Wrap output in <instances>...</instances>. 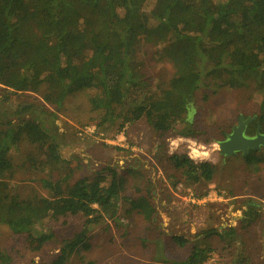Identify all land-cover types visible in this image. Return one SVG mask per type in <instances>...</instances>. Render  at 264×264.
<instances>
[{
	"label": "trees",
	"instance_id": "trees-1",
	"mask_svg": "<svg viewBox=\"0 0 264 264\" xmlns=\"http://www.w3.org/2000/svg\"><path fill=\"white\" fill-rule=\"evenodd\" d=\"M146 2L0 0V86L13 93L35 94L45 88L43 101L57 109L75 93L98 88L88 98L91 109L102 113L98 126L123 128L144 119L160 136L194 138L190 104L200 89L206 101L224 89L264 83V0H156L150 10ZM143 44L159 48L174 70L168 86L158 94L151 91L142 71ZM109 51L118 53L111 62ZM256 119L264 134V96ZM181 123L183 129L178 131ZM10 125L4 129L0 124V224L13 235L35 242L39 251L55 238L44 226L47 221L80 215L85 219L84 233L93 224L118 221L125 172L105 167L66 184L69 176L54 178L65 170V161L43 122L28 119ZM256 125L247 133H255ZM23 135L37 144L41 160L34 164L44 175L40 184L50 198L22 197L8 181L13 170L11 151ZM254 153L241 158L256 174L264 168V149L258 157ZM167 160L186 186L213 180L215 166L209 162L195 163L186 155H171ZM130 204L146 223L152 222L156 211L149 191ZM259 219L258 205L249 201L241 226L247 228ZM233 233L231 228L229 235ZM203 234L223 242L229 237L215 229ZM173 242L179 249L189 244L179 237ZM191 246L186 259L175 264H207L212 249ZM89 248L85 237L64 240L57 254L38 264H69L75 253ZM0 261L5 262L3 255Z\"/></svg>",
	"mask_w": 264,
	"mask_h": 264
},
{
	"label": "rangeland",
	"instance_id": "rangeland-1",
	"mask_svg": "<svg viewBox=\"0 0 264 264\" xmlns=\"http://www.w3.org/2000/svg\"><path fill=\"white\" fill-rule=\"evenodd\" d=\"M155 2L147 0V10ZM106 55L110 62L118 57L116 51ZM140 58L151 91L158 94L174 76L172 65L151 44L142 45ZM98 90H81L57 109L43 101L45 88L35 94L13 93L0 86L1 128L15 126L20 120L37 119L59 144L65 170L55 174V179L67 175L66 184L72 185L105 167L127 174L116 223L106 220L101 225L93 224L84 233L85 219L80 215L47 221L44 226L55 238L39 251L35 250V242L24 235H13L0 224V255L5 258L0 264L48 261L58 253L62 241L75 237H85L90 248L75 253L69 264H175L186 259L194 244L212 249L207 264H264V168L261 166L256 174L251 172L240 154L225 158L222 163L218 148L240 116L259 115L264 83L250 82L241 89H224L206 101L202 100L205 91L200 89L190 104L194 138L160 136L144 119L123 128L98 126L102 113L94 112L88 103V98ZM182 126L179 124L177 130L181 131ZM195 150L207 156L196 157ZM258 153L261 150L254 156L258 157ZM171 155H186L195 163H211L215 166L213 180L186 186L181 174L167 160ZM11 157L13 170L7 178L18 193L22 197L50 198L49 191L40 184L44 175L34 164L41 160L37 144L23 135ZM146 191L156 211L150 224L132 211L130 204ZM249 201L258 205L260 219L243 228L241 220ZM231 228L235 229L233 235H229ZM211 229L228 233V239L223 242L216 236L204 237L203 233ZM175 237L189 244L179 249L173 242ZM163 259L166 263L159 262Z\"/></svg>",
	"mask_w": 264,
	"mask_h": 264
},
{
	"label": "water",
	"instance_id": "water-1",
	"mask_svg": "<svg viewBox=\"0 0 264 264\" xmlns=\"http://www.w3.org/2000/svg\"><path fill=\"white\" fill-rule=\"evenodd\" d=\"M256 116L238 118L237 125L232 127L231 133L226 135V139L218 143L219 154L222 157V163L225 158H230L237 153H241L242 157L248 155L251 151L258 152L264 149V134L261 133V126L258 124L253 137L247 136L246 129Z\"/></svg>",
	"mask_w": 264,
	"mask_h": 264
},
{
	"label": "flooded vegetation",
	"instance_id": "flooded-vegetation-1",
	"mask_svg": "<svg viewBox=\"0 0 264 264\" xmlns=\"http://www.w3.org/2000/svg\"><path fill=\"white\" fill-rule=\"evenodd\" d=\"M246 118H247V117H246ZM237 122H238V121H237ZM254 123L257 124L256 126H258V124H259V123L257 122V119H255V121H253L249 126H247V129H246V133H245V134H246L247 136H249V137H253L254 134H255V133H253V134H248V133H247L249 127L252 126ZM226 135H227V134H226ZM226 135H225V139H226ZM237 154H240V155H241V153H237ZM237 154H236V155H237ZM236 155H234V156H236ZM241 156H242V155H241ZM232 157H233V156H232Z\"/></svg>",
	"mask_w": 264,
	"mask_h": 264
},
{
	"label": "bare ground",
	"instance_id": "bare-ground-1",
	"mask_svg": "<svg viewBox=\"0 0 264 264\" xmlns=\"http://www.w3.org/2000/svg\"><path fill=\"white\" fill-rule=\"evenodd\" d=\"M194 153L196 154V155H195L196 157H199V154H204V153H200V152H198V151H196V150H195V152H194ZM204 155H205V156H207V154H206V153H205Z\"/></svg>",
	"mask_w": 264,
	"mask_h": 264
}]
</instances>
